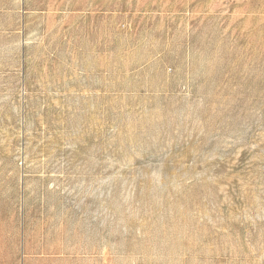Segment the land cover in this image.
Wrapping results in <instances>:
<instances>
[{
    "label": "rangeland",
    "instance_id": "374dc122",
    "mask_svg": "<svg viewBox=\"0 0 264 264\" xmlns=\"http://www.w3.org/2000/svg\"><path fill=\"white\" fill-rule=\"evenodd\" d=\"M105 7L0 0V264H264V0Z\"/></svg>",
    "mask_w": 264,
    "mask_h": 264
},
{
    "label": "crops",
    "instance_id": "0c3cea01",
    "mask_svg": "<svg viewBox=\"0 0 264 264\" xmlns=\"http://www.w3.org/2000/svg\"><path fill=\"white\" fill-rule=\"evenodd\" d=\"M237 2H243L244 0H232ZM43 3V4H41ZM107 0H78V4H61V0H20V6L22 9H34V8H86L90 10L104 9L106 8Z\"/></svg>",
    "mask_w": 264,
    "mask_h": 264
}]
</instances>
